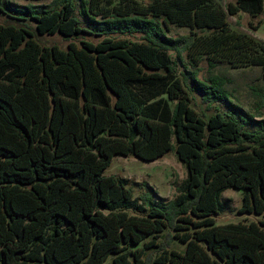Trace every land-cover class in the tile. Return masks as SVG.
Returning <instances> with one entry per match:
<instances>
[{"label": "trees", "instance_id": "obj_1", "mask_svg": "<svg viewBox=\"0 0 264 264\" xmlns=\"http://www.w3.org/2000/svg\"><path fill=\"white\" fill-rule=\"evenodd\" d=\"M24 1L0 0V264H264V117L212 73L258 67L264 79V43L227 21L256 18L264 0ZM170 25L189 34L170 37ZM55 34L65 48L36 40ZM169 52L185 54L182 78ZM188 80L207 109L229 111L197 112ZM169 151L186 170L169 201L103 174L114 156ZM230 188L257 219L216 224Z\"/></svg>", "mask_w": 264, "mask_h": 264}, {"label": "rangeland", "instance_id": "obj_2", "mask_svg": "<svg viewBox=\"0 0 264 264\" xmlns=\"http://www.w3.org/2000/svg\"><path fill=\"white\" fill-rule=\"evenodd\" d=\"M11 1L21 4L32 3L24 0ZM113 1L116 2L117 0ZM138 1L142 3H148V0ZM216 1L222 7H225L227 3L234 2L235 0ZM33 3L39 5L47 4L50 3V0L36 1ZM5 10L12 15H17L27 11L39 13L40 11L38 10L41 9L35 7L34 9L18 10L14 7L11 8L5 6ZM227 21L232 29L238 32L249 34L255 39L264 43V9L263 12L260 13L256 18H252L246 13L239 12L236 15L227 16ZM258 21V28L256 30H251L249 23L252 22L255 25ZM5 22H7L6 17L0 15V23L3 24ZM188 34L189 29L174 25H170L169 31L167 32V35L170 37H178ZM127 38L130 40L140 39L138 34L127 36ZM80 39L98 42L101 40V37L89 34H80L72 38V40L75 42ZM36 40L40 44H57L61 48H65L66 44L68 43L59 34L52 36H38L36 37ZM169 55L174 63L173 66L175 68L176 75L182 78V75L186 72V70L190 69L185 54L177 57L174 52H169ZM212 73L223 75L228 79L226 89L231 95V100L236 105H239L247 113L255 115V117H257L256 119H261L264 117V107L259 108L262 98L264 97V79L261 78L260 69L258 67L229 69L227 66H225V64H221L216 69H214ZM208 74L207 64L202 62L200 65V71L198 72V77L200 79H206ZM190 87L191 81L188 80L187 90L191 98V105L197 112H204L206 116H209L214 113L216 109L223 113H227L229 111V109L222 103H215L209 109H207L206 104L201 102L200 95L190 90ZM245 128L255 130L258 127L254 124H248L245 126ZM103 174L105 176L114 175L126 179L128 182V187L131 189L132 195L135 198H140L147 191L145 184H148L155 191L153 198L162 199L165 201L173 199L178 194L177 187L186 178V170L177 160L173 151H169L162 157L149 162L140 161L133 156H114L110 165L105 169ZM241 194L242 190L233 188L227 189L222 193L221 198L224 204V209L221 214L215 216L216 224L221 225L229 222L235 223L243 220L249 221L258 218L251 214L242 215L237 212L241 205Z\"/></svg>", "mask_w": 264, "mask_h": 264}, {"label": "crops", "instance_id": "obj_3", "mask_svg": "<svg viewBox=\"0 0 264 264\" xmlns=\"http://www.w3.org/2000/svg\"><path fill=\"white\" fill-rule=\"evenodd\" d=\"M19 4H21V3H19Z\"/></svg>", "mask_w": 264, "mask_h": 264}]
</instances>
